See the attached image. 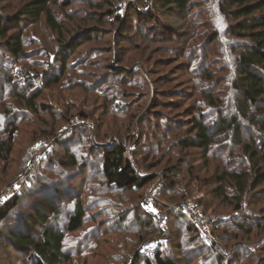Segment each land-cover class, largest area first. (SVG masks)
<instances>
[{
  "label": "rangeland",
  "instance_id": "obj_1",
  "mask_svg": "<svg viewBox=\"0 0 264 264\" xmlns=\"http://www.w3.org/2000/svg\"><path fill=\"white\" fill-rule=\"evenodd\" d=\"M28 1L0 0V18H2V21L4 20L3 23H6L7 19L13 21ZM153 1L54 0L56 4L51 5V8L57 20L64 25L65 32L62 36L54 34L47 27L45 17L39 23L31 22L22 25L18 23L17 30L10 32L9 37L14 34L17 37L23 35L27 56L16 61L1 52L3 56H0V129H3L6 125V112H10L8 108L12 105L11 103L17 101L15 98H8V94L13 93L11 87H14L15 81L24 80L23 76L20 79L18 75L26 70H33L37 75L42 73L45 63H48L47 60L52 64H50L52 71L55 70L56 65L58 66L56 57H60V51H62L59 47V38L65 37L67 41L77 39L83 42L77 53L69 61L68 67L71 71L69 70L70 76L66 79V83L64 82L62 85L65 86L64 89L60 88L62 86L45 89L39 84L42 95L37 100L38 114L25 110V106L14 111L15 115L19 114L20 131L17 135L11 162L8 166L0 163V203L13 194H24V191L26 198L18 208V213L12 218V221L4 222L0 226V264H26L27 254L20 253L10 246L9 231L18 226L19 219L22 223H25L28 217L33 215L35 209L43 210V204H52L50 195L54 192V189L55 191L58 190L60 186L57 187V185L67 181V178L73 179L71 180L72 183L64 186L72 187L80 195L83 193L82 200L89 212L85 228L76 234L69 235L66 241L65 249L72 255L71 264H120L118 256L113 252L118 249L115 248L114 239H122L123 242L126 241L125 243L130 240L127 246L129 245L128 252L131 257L126 264H133L132 261L135 259L136 253L142 252L144 243L140 249L141 244H138L135 235L130 233L134 230L133 226H130L132 214L125 212V206L127 205L123 199L126 197L132 198L136 195L129 193L126 196L114 190L104 193L101 187L105 184L103 178L99 175L102 146H104L102 143L110 140L112 145L115 141L121 140L118 138L119 134L127 142L126 148L129 157H131L136 142L141 139V129L144 130L143 127L148 126L147 123L149 122L147 119L144 125L141 126L140 120L149 110L158 106L156 112L165 115L167 118L169 117L170 121L182 122L186 120L184 114L186 109L194 101L197 104L205 103L204 98L201 96L204 93L214 96L212 100L216 101L215 106L212 107L214 109H206L207 120L214 122L219 118L234 114L235 96L231 92V84L228 81L236 74L233 66V56L230 53V46L235 47V44H230L231 39L225 37L214 44L210 41L212 32L219 31L222 33L223 27H227L230 23L219 14L213 3H206L205 0H199L202 2L197 4L196 7L198 8L193 12L182 15L174 13L176 16L173 17L176 20L169 16L170 14L166 15L165 12L159 10L160 7L158 6H156L158 9L155 12L153 10L155 1L154 3ZM65 3L70 6H66ZM94 5L100 6L101 9L95 10ZM101 13L103 17L100 19L101 16L99 15ZM112 13L121 16L122 20L119 24H115V21H113L111 15L114 14ZM149 13H156L158 23L170 26V32H167L166 28H162L159 32L155 31V34L161 40L145 39L148 38L147 36L140 38L136 33V31H142L146 28L144 23ZM183 16H186V18H183ZM98 19L99 21L94 22ZM173 33L178 37L183 35L191 37L193 35V42L189 43L190 45H181L166 41L171 38L170 35ZM150 37L153 38L154 36ZM5 41L1 40V43L5 44ZM198 50V56L195 57L194 53H197ZM44 52L53 56L49 59ZM1 57L6 58V61H3ZM201 66L204 67L200 68ZM203 68H205L207 74H213V80H200V77H196L197 74L202 72ZM227 70H229L228 73ZM225 73H227L226 78L224 77ZM133 75H135V78H133ZM122 77L128 79V82L123 81V84L126 83V87L121 86L118 81H122L124 79ZM48 79H50V76L46 78V81ZM131 79H139L138 87L129 84ZM140 80H144L148 84L147 92L144 94L141 92L146 91V89L139 88ZM215 80L218 86L215 84ZM169 81H172V83H169ZM157 82L158 86H155ZM162 83L166 84L163 85ZM112 87L121 89L125 93L123 98L116 96V101L120 102L121 105H126L137 99V103H140L141 106L138 109L136 108L135 112L129 111L124 115L117 112L119 107L114 108L112 98L117 94L114 93ZM191 87L192 90L189 89ZM226 87H229L228 90ZM213 90L214 92L211 93ZM196 91L197 96L195 99L189 101L188 94L193 95ZM176 95H181L180 102L183 107L173 111L171 108L176 107L173 105L179 101V98L175 97ZM59 98H62V101ZM159 102L164 106H159ZM40 104L52 109L51 112L53 113L63 111L66 117L63 120H52L39 106ZM111 111H115L116 116H113V114L109 116ZM81 114H84L86 118H83ZM71 116L76 118L69 121ZM162 121V123H167L166 119ZM242 128L246 142L250 139H258L259 141L263 139L253 129H246L245 124L242 125ZM51 135H54V137H49ZM57 135L60 136V143L57 142ZM61 140H63V144ZM229 141L230 139L225 144L228 147L231 146ZM70 144H73L71 148ZM233 151L227 150L226 153L230 155ZM174 152L177 153V151ZM219 152L221 151L215 149L214 155H219ZM236 154L239 153L236 152ZM199 155L194 152L193 155L185 156V160L188 162L186 164L193 165L192 168L197 170L194 176L198 177V184L201 183V185L207 182L206 180L213 182L212 179L216 178L214 175H221L223 169L235 168L240 170L244 165L243 163H246L242 159H232L230 161L229 158H226L221 162L210 160L209 164L206 165L203 157ZM131 159L133 160L132 157ZM67 161H75L78 165L75 168H64ZM228 162L229 165H227ZM165 163L166 161L153 171H162L165 168ZM80 168L83 170H80ZM146 172L144 169L141 170V173ZM162 174L163 172H159V177ZM192 183L197 184L195 179H191ZM150 190L152 189H148V191ZM212 190L211 186H203L202 191H199V193L204 194ZM94 191L102 196L100 199L103 204L96 201L97 198L93 196ZM258 192L255 193L254 198L246 197L244 210L263 217L264 212H261V210L264 211V199H261L262 196L257 194ZM262 192H264V188H261ZM256 196L259 198L256 199ZM171 205L176 204L166 205V208L162 211L169 210ZM191 205L195 206L193 203ZM234 205L233 203H225L224 205L220 201L218 207V210L219 208L220 210L217 211V215L220 217L219 220L232 216L239 219L238 212L234 211ZM199 207L205 215L212 218V226L210 237L198 233L206 245L215 246L217 240L213 233L217 218L212 213L205 211L204 206ZM123 213L127 215L124 216ZM170 215H175V211L169 213V218ZM178 216H182V220L191 225L190 220L183 213L179 212ZM120 219H125L122 224L123 229L131 230L129 233L120 231L123 236L114 234V231L109 230H114L113 228L117 227ZM173 230L174 235L170 240L171 243H168L169 247L166 248V253L179 260L182 257L186 259L187 251V258L190 259V263L194 261L193 264H211L206 262L207 260L211 261L210 253L199 243L195 246L193 242H189L191 241L189 240L190 236L186 234L182 224H175ZM177 231L179 232L178 237L176 236ZM163 233L164 237L170 235L169 226L168 231ZM126 237L127 240H125ZM164 237L158 238L160 244L166 240V237ZM133 245L134 247H132ZM232 245L230 243V246ZM127 246L125 247L127 248ZM178 247H181V249H178ZM239 247V250L241 249L240 253H242V261H246L249 258V253H247L249 248L244 245ZM242 247L245 248L242 249ZM233 249H226L227 252L224 251V253L234 255L235 251ZM219 252L221 253L220 250ZM224 253L221 254L224 255ZM258 257L261 258L264 255ZM245 263L242 262V264Z\"/></svg>",
  "mask_w": 264,
  "mask_h": 264
},
{
  "label": "trees",
  "instance_id": "obj_2",
  "mask_svg": "<svg viewBox=\"0 0 264 264\" xmlns=\"http://www.w3.org/2000/svg\"><path fill=\"white\" fill-rule=\"evenodd\" d=\"M154 1L155 9L153 8V10L155 12L160 7L159 10L165 12L166 15L170 14L169 16L172 17L176 16L174 13L182 15L193 12L198 8L196 7L197 4L202 2L199 0ZM205 1L206 3H213L218 9L219 14L230 23L227 27H223L222 33L219 31L212 32L210 41L214 44L218 40H223L225 37L226 39L232 40H230V44H235V47L230 46V53L233 56V66L236 74L235 77L230 78L228 81L231 84V92L235 96L233 106L234 114L232 116H224L214 122L207 120L206 109H214L212 107L215 106L216 101L212 100L214 96L212 97V95L206 93L201 94L205 103L197 104L194 101L186 109L184 113L186 120L182 122L170 121L169 117L167 118L165 115L156 112L159 108L157 106L149 110L140 120V125L143 126L148 119L149 122L147 125L150 127L144 126L143 128L145 129H141V139L136 142L135 149L131 155L133 160L128 155L126 148L127 142L121 138V135L118 134V138L121 140L115 141L112 145L110 140L102 143L104 146H102V160L99 175L103 178L105 184L101 187L104 193L114 190L126 196L129 193L136 195L132 198H124L123 200L127 206L125 204L123 205L126 207L125 212L132 214L130 226H133L132 228L134 230L130 233H133L138 244H141L140 249L147 240L155 237H164V233L159 229L156 220L143 209L142 205L148 189H152L160 180L159 172H163V177L161 180V188L157 193V201L154 205L155 209L164 210L166 205L178 204L180 201L187 199L195 206H204L205 211L212 213L217 218L213 233L217 244L215 246L206 245L202 241L198 231L189 223L186 224L187 222L182 220V216H178V213H175V215H170L171 217L168 220L171 233L169 236H165L166 240L160 244L158 252L154 256L147 257L143 252L140 253L139 251L132 261L133 264H193L194 261L190 263V259L187 258V251L185 255L187 261L183 257L178 260L166 253V248L169 247L168 243H171L170 240L174 235L173 226L177 223L182 224L184 231L190 236L189 240L191 241L189 242H193L195 246L199 243V245L210 253L211 261L207 260V263L242 264V262H246L245 264H264V257H258L264 255V216L260 217L256 213L253 214L250 211L244 210V200L247 196L254 198L255 193L259 191L257 194H260L262 196L261 199H264V192L261 193V188H264V0ZM54 4H56L54 0H29L24 5L23 10L18 12L13 21L7 19L6 23H3L4 20L2 21V18H0V56H3L1 54L2 52L4 55L7 54L12 57V60L16 61L27 56L23 35L17 37L14 34L12 37H9L10 32L16 31L19 27L18 23L21 25L31 22L39 23L45 17L47 27L54 34L62 36L65 28L57 20L52 11L51 5ZM65 5L70 6L68 3H65ZM94 8L95 10L101 9L100 6L96 5H94ZM112 14H114L111 16H113L115 24H119L120 20H122L121 16L117 13ZM99 16H101V19L103 14L101 13ZM184 17L186 18V16ZM146 18V22L144 23L146 24V28L142 31H136L140 38L147 36L148 38L145 39L161 40L155 34V31L159 32L162 28H166L167 32L171 31L170 26L157 22L158 17L156 13H149ZM174 19L176 20V18ZM96 21H99V19L94 20V22ZM222 35L223 37H221ZM150 36L154 37L152 38ZM170 37L166 41H172V43H179L181 45L193 42V35L191 37L187 35L178 37L173 33ZM1 40H6L5 44L1 43ZM58 40L60 42V50L62 51H60L61 56L56 57L58 61L56 69L52 71V64L47 60L48 63H45L44 70L38 75L33 70L22 71V75L19 74L18 76L20 79L23 76L24 80L15 81L14 87H11L13 93L8 94V98H15L17 101L11 103L10 108L7 107L10 112H6V125L3 129H0V163L4 164V166H8L11 162L17 135L20 131L19 114L15 115L14 111L17 108L21 109L25 106V110L38 114L37 100L42 95L39 84L45 89L55 86L60 87L64 82L66 83V79L70 76L71 69L68 67L69 61L82 46L83 41L77 39L67 41L65 37H61ZM198 52L199 50L197 53H194L195 57L198 56ZM44 54L49 59L53 56L47 52H44ZM49 55L51 56L49 57ZM1 59L6 61L4 57H1ZM202 67L204 66L200 68ZM228 72L229 70H227ZM201 73L196 75V77L201 78L200 80L214 79L212 73L207 74L205 72V68L202 69ZM227 73L224 75L225 78ZM48 76H50V79L46 81ZM134 76L133 78H135ZM122 78H124L122 81H118L121 86L126 87V83L123 84V81L128 82V79H125V77ZM138 80L131 79L129 80V84L138 87ZM141 80L139 88L146 89V91L141 92L144 94L147 92L148 84L144 80ZM9 82L11 83V81ZM169 83H172V81H169ZM162 84L164 85L166 83ZM215 84L218 86L216 80ZM156 85L158 86V82ZM64 87L62 86L60 88L64 89ZM112 88L114 93L117 94L112 97L114 108L119 107L118 109L116 108L119 110L117 112L124 115L127 112L129 113V111L135 112V109L141 106L140 103H137V99L127 103L128 105H121L120 102L118 103L116 101V96L123 98L125 93L121 89ZM228 88L226 87L227 90ZM189 89L192 90V87ZM213 92L214 90L211 93ZM189 93L191 94L192 92ZM180 96H175L179 98L177 103H174V105L171 103V105L176 106L171 108L173 111H177L183 107L180 102ZM196 96L197 91L193 95L188 94V100H194ZM59 100L62 101V98H59ZM158 105L161 107L164 106L160 102ZM39 106L43 108L44 112L52 120H63L66 117L63 111L53 113L51 112L52 109L47 106L45 107L43 104ZM110 113L109 116H112V114L116 116L115 111H111ZM73 116L69 118V121L76 118ZM81 116L86 118L84 114H81ZM165 119L167 123H162V120ZM243 124H245L246 129H253L263 139H260L261 141L258 139H250L246 142L243 136ZM49 137H54V135ZM229 139L230 147L225 145ZM59 140L60 136L57 135L58 143H60ZM72 145H69L70 148ZM175 149H178L180 153ZM215 149L221 151L219 155H214ZM190 150L193 151L189 152ZM227 150L234 151L230 155H227ZM174 151H177V153ZM194 152L203 157L206 165L209 164L210 160H219L221 162V160L226 158H229L230 161L232 159H242L246 163H243L245 166L242 165L240 170L235 168L223 169L221 175H214L216 178L212 179L213 182L206 180L207 182L201 185V183L198 184V177L194 176L197 170L192 168L193 165L186 164L188 162L185 160V156L193 155ZM236 152L239 154H236ZM165 161V168L162 171H153ZM77 165L75 161H67L64 164V168H75ZM227 165H229V162ZM143 169L147 172L141 173ZM80 170L83 169L80 168ZM191 179H195L197 184H191ZM66 180L62 184H58L57 187L60 186V188L56 191L54 189V194L52 193L50 195L52 204H43L44 211L35 209L33 215L31 217L29 216L25 223H22L19 219L18 226L9 231L10 246L20 253L27 254L28 260L26 264H71L72 255L65 249L66 241L69 235L76 234L85 228L89 212L82 200L83 193L80 195L72 187L64 186L72 183L71 180L73 179L67 178ZM203 186H211L213 190L204 194L199 193V191H202ZM93 196L97 198L96 201L99 204L102 203L100 199L102 196L100 194L94 191ZM25 198L26 194L24 191V194H13L0 203V226L4 222L12 221V218L17 215L18 208L22 205ZM255 198L258 199L259 197L256 196ZM220 201L224 205L225 203L235 204L234 211L238 212L239 219L232 216L219 220L220 217L217 215V211L220 210V208L218 210ZM261 212H264L263 209ZM126 213H123V215L126 216ZM123 222H125V219L118 220L117 227L113 228L114 230H109L114 231V234H121V236L123 235L120 231L129 233L131 230L123 229ZM93 224L96 226L95 222ZM178 233L177 231V237L179 236ZM125 240H127V237ZM114 241L116 244L115 248L118 249L113 252L118 256V262L120 264H126L131 257L128 252L129 245L127 246L130 240L127 243H125L126 241L123 242L122 239H114ZM230 243L233 245L230 246ZM241 245H244L250 250L247 252L249 253V258L246 261H242L241 258V249L239 250V246ZM245 247H242V249ZM178 249H181V247H178ZM226 249H233L236 255L224 253V251L227 252Z\"/></svg>",
  "mask_w": 264,
  "mask_h": 264
},
{
  "label": "built area",
  "instance_id": "obj_3",
  "mask_svg": "<svg viewBox=\"0 0 264 264\" xmlns=\"http://www.w3.org/2000/svg\"><path fill=\"white\" fill-rule=\"evenodd\" d=\"M163 174L159 177L158 183L152 188V190L147 192L145 200L143 202V209L152 216L159 227V229L163 232L168 231V219L169 213L175 211V213H183L189 220L191 225L205 237L211 236V226H212V218L208 217L203 213V210L199 206H192L189 200H185L176 205L169 206V210L162 211L155 209V202L157 201V193L161 188V180ZM174 213V212H173ZM160 246V240L158 238H152L147 240L143 245L142 252L147 257L154 256Z\"/></svg>",
  "mask_w": 264,
  "mask_h": 264
}]
</instances>
